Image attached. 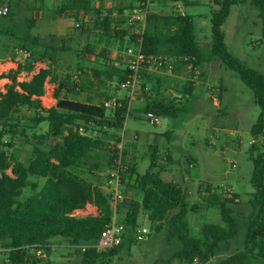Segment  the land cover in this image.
Instances as JSON below:
<instances>
[{
	"label": "trees",
	"instance_id": "1",
	"mask_svg": "<svg viewBox=\"0 0 264 264\" xmlns=\"http://www.w3.org/2000/svg\"><path fill=\"white\" fill-rule=\"evenodd\" d=\"M93 1L95 0H62L55 13H64L67 8L75 10L83 8L89 11ZM40 2L43 3L44 0ZM183 2L185 7L190 5L189 0ZM215 2L218 7L212 11L211 54L235 71L253 90L254 100L261 108V113L251 128V134L256 141L252 142L249 150L254 164L251 182L255 188L250 204L255 213L249 220L244 248L214 264H248L250 259L264 258V152L257 142L259 137L264 136V73L243 62L230 51L226 43L223 26L232 6L238 4L239 0ZM251 2L262 19L264 36V0ZM95 10L100 14L99 9ZM12 13L13 7L10 4V12L0 16L5 21L8 17L12 19ZM9 21L11 26L6 21L9 26L0 28V33L15 37L19 45L17 49L27 52L28 58L25 64L18 63L13 74L9 73L7 76L0 74V80L4 78L12 80L5 92L0 90V138L10 132L17 134L22 127L25 132L30 130L32 137L37 140L33 143L28 164L14 160L4 150H0V247L7 250L11 264H37L44 261L37 255V250L42 247L50 253L52 239L55 237L64 238L76 246L77 250L83 253V264H98L106 257L117 255L125 243L132 244L136 241L133 230L140 225L138 220L142 211L149 212L152 223L158 219L168 218L169 239L178 238L182 243L174 257L183 260H192L199 255L207 262L227 242L236 238L240 223L234 216L235 211L231 206L235 204L234 199H222L215 193L209 195L208 205L220 208L222 223L206 222L202 225L201 236L191 234L187 215L189 211L196 210L197 206H189L182 188L164 180L160 172H155L157 167L155 150L152 153V162L145 173H139L134 166H128L122 172L124 184L125 178L129 175L128 186L143 192L142 199L132 201L131 209L122 220L127 227L122 244L106 251H98L91 246L97 242L101 232L112 220L114 211L106 192L96 186L91 178L84 177L75 170H81L91 159H98L96 154L105 150L103 139L108 134L116 136L112 153L116 152L123 137L115 132L124 129L131 110L128 97L121 99V105L115 109H108L104 105L105 100L112 98L111 96L100 103H84L72 98L91 90L95 83L102 79L112 82L116 78L119 86L128 74L127 63L120 56L117 60L119 66H116L110 57L108 47L112 43H118L124 48L134 43L136 36L129 34L132 27L129 24L127 29L111 28L109 17L103 18L101 22L93 21V27H100L103 30L100 34H94L99 36L98 43L104 47L98 51L97 45L87 42L82 49L75 48L74 52L79 57V71L76 77L66 74L64 80L58 81L55 54L61 50H71L66 46L67 38H60L61 45H58L55 42L58 37L55 35L44 38L33 34L32 28L35 25L33 18L27 19L24 33L16 34L12 29L13 20ZM84 31L92 32L88 29ZM142 51L146 54L177 58L176 71L187 69L192 62L200 67L205 61L203 49L196 38L194 16L182 13L178 7H173L167 13L150 11L142 34ZM89 55H94L95 60L91 61ZM44 60L51 63L47 68H41L30 80L22 82L17 80L22 71H30L36 62ZM48 77L58 82L55 88L57 103L56 106L46 109L40 97L46 93L45 84ZM183 91L184 99H188L194 91V83L187 82ZM173 101L158 100L149 104L145 113L153 111L159 116H175L183 108L176 106ZM22 107L34 110L31 125L19 124L18 113ZM42 122H48V129L44 133H38L36 129ZM80 128H83V132ZM167 136H171V132H168ZM50 138L55 140L54 144H48ZM166 157L171 162L170 155ZM112 163L113 156L109 158L108 165ZM89 165L96 170L100 169L98 162ZM124 165H127L125 152ZM9 168H12L13 175L7 173ZM163 168L164 166L162 170ZM30 177L44 178L45 183L29 197L20 199ZM34 188L37 189L36 184ZM88 202L98 205L100 212L97 215L75 216L74 212L83 209ZM122 204L118 208V214ZM172 211L174 213L169 216ZM83 244L90 247L82 251L80 246Z\"/></svg>",
	"mask_w": 264,
	"mask_h": 264
},
{
	"label": "rangeland",
	"instance_id": "2",
	"mask_svg": "<svg viewBox=\"0 0 264 264\" xmlns=\"http://www.w3.org/2000/svg\"><path fill=\"white\" fill-rule=\"evenodd\" d=\"M97 1H93L88 12L76 14L71 9H67L64 13L56 14L55 10L61 6L62 0H44L43 3L40 0H19L13 8L12 19L8 17L5 18L8 20L4 21V18L0 16V28L5 25L9 26L6 21L11 26L9 20H13L14 27L12 26V29L16 34H21L26 30L27 19L33 18L35 25L32 32L35 35L41 32L43 33L41 35L47 38L53 34L58 35V32H65L72 36L68 44L72 48L80 49L87 42L98 43L97 36L92 31V23L97 19L95 10L97 9ZM142 1L132 0L135 3L134 7H140ZM159 1L161 0H156V2ZM163 1L165 4L168 3V8L171 10L173 7H179L178 4L184 5L183 0ZM251 1L239 0L238 4L233 5L223 29L230 51L247 65L264 73L262 19ZM189 4L185 7V11L194 16L196 38L203 49L205 59L200 66V76L197 81H194L196 87L193 94L188 96L184 102L176 105L183 108L178 111L177 115L160 116L157 124L150 123L144 112L133 110L132 115L127 118L125 128L115 133L123 137L121 143L123 141L124 152L127 153L125 168L134 166L139 173H145L152 162V153L154 152L152 144L159 148L161 153L157 156L155 172H160L165 180L180 186L186 194L189 206L196 205L198 207L199 213L190 212L187 218L191 222V233L194 236H200L201 227L206 222L222 223L221 211L218 206L203 208V204H205L203 192L207 194L206 189L210 187L207 184L213 183L212 186L222 195H225L226 192L219 185L231 184L240 194L242 200L231 204L235 211L234 216L240 223L236 238L227 242L207 262L201 259V256L196 255L201 263L214 264L244 248L249 220L255 213L250 204L255 188L251 182L254 164L249 150L253 140L251 128L260 115L261 108L254 100L253 90L240 79L235 71L226 67L220 59L211 54L212 11L218 7L215 0H189ZM81 19H86L88 24L87 26L84 24L83 28L92 32H85L84 29L76 26V23L80 22ZM126 22L128 25L129 17L126 18ZM55 42L61 45L60 38H56ZM2 43L9 44L8 52L13 55L12 57H18L20 60L18 62L22 60V64L26 63L27 58L21 57L24 52L17 49L19 45L15 37L0 33L1 46ZM55 55L57 57L58 81L64 80L66 74L75 77L79 71L77 54L74 51H58ZM89 57L91 61L95 60L94 55H89ZM86 58L88 57L86 56ZM80 62L83 63V61ZM11 66V64L6 65L4 69ZM17 67L18 65L13 69H6L8 71L3 74L7 76L10 73L11 75ZM41 67L43 64H37L35 70L38 71V68ZM161 71L167 73V70ZM176 76H168L164 81L165 84L171 86H169L170 89L180 90L185 82L191 81L189 79L190 72L187 69L183 73L177 72ZM29 77L20 73L17 80L22 82L28 80ZM11 83V79L4 78L0 81V88L6 89ZM117 84L116 78L112 82L102 79V81L96 82L91 90L80 96H75V98L94 103H100L110 96L123 99L125 95ZM141 85L145 86L143 82ZM47 87L50 89L52 86L49 84ZM211 96L218 101V105L214 103ZM50 97L47 95L44 98L45 104L52 103L53 100ZM18 114L20 116L19 124L25 126L32 124V118L35 115L34 110L22 107ZM47 128L48 122H43L38 125L36 131L44 133ZM168 132H171L172 135L167 136ZM135 135H138L137 139ZM35 142L37 140L32 137V132L30 130L25 132L20 127L17 134L10 132L0 138V150H4L10 158L28 164ZM54 142L53 138L48 140L49 145L54 144ZM257 142L260 144L261 151L264 152V137H259ZM115 144L116 136H113L112 133L103 139L105 150L96 154L98 159L90 160V163H100V169L97 168V170L106 171L108 169V160L113 154L112 149H114ZM167 151H170L173 156L171 162L166 157ZM191 163H195V167H191ZM89 164L81 170L75 171L96 182L97 178H95L94 171L96 168ZM162 165L166 167L165 170H162ZM128 181H130L129 175L125 178L126 200L117 215L119 220H123L131 209L133 200H141L143 197V192L128 186ZM44 183V178L30 177L20 199L29 197L38 191ZM35 184L37 189L34 188ZM198 200H200V204L197 202ZM84 208L93 212L96 208L98 213L100 212V208L94 202L86 203ZM172 213L174 211L169 216ZM138 223L151 229L150 238L145 241H134L132 244L125 243L117 255L106 257L104 261L98 262V264H191L192 260L174 257L182 243L178 238L169 239L168 218L158 219L156 228L149 218V212L142 211ZM70 245L64 238L55 237L52 241L49 259H47L49 262L44 260L37 264H83V253L73 249ZM0 251H3L0 252V264H11L8 253H6L7 250L0 247ZM248 264H264V258L250 259Z\"/></svg>",
	"mask_w": 264,
	"mask_h": 264
},
{
	"label": "built area",
	"instance_id": "3",
	"mask_svg": "<svg viewBox=\"0 0 264 264\" xmlns=\"http://www.w3.org/2000/svg\"><path fill=\"white\" fill-rule=\"evenodd\" d=\"M152 1L153 0H143L140 4V7L134 9L129 15V25H139L137 32H135L136 41L131 45L125 46L122 52L123 58L127 63L128 74L126 78L119 83V88L127 90L129 98H133L135 96L144 69L167 70L169 72H173L176 68L177 58H172L161 54H146L142 51V34L146 26L148 15L151 11ZM9 12V0H0V15H7ZM80 25V22L76 23V26L80 27ZM187 70L190 72L189 79L193 83L194 81H197L200 76V67L192 62L188 66ZM51 99L53 100L52 102L55 103V97L51 95ZM104 105L108 109H115L121 105V99L117 97L109 98L105 100ZM145 115L150 123L157 124L159 122L160 116L153 111H148ZM80 131L83 132V128H80ZM112 156L113 163L106 171L96 170L95 172L99 177L96 186L106 192L107 196L109 197L111 207L114 211L112 220L101 232L97 242L91 245L94 246L98 251H106L121 245L124 240V235L127 233L126 224L117 217L118 208L126 199L122 177V172L125 169L123 141L122 143L118 144L117 150L112 154ZM91 211H88L87 208H84L75 211L74 215L86 216L98 214L96 208L94 212ZM153 223L157 227L158 221ZM151 233V229L147 226L139 225L133 230L134 239L136 241H145L149 239ZM70 247L77 249V247L73 245H70ZM80 247L82 251H85L90 246L88 244H83ZM37 255L41 259L47 260L49 259L50 254L46 249L41 247L37 250ZM191 264L203 263H201L198 256H195L192 258Z\"/></svg>",
	"mask_w": 264,
	"mask_h": 264
},
{
	"label": "crops",
	"instance_id": "4",
	"mask_svg": "<svg viewBox=\"0 0 264 264\" xmlns=\"http://www.w3.org/2000/svg\"><path fill=\"white\" fill-rule=\"evenodd\" d=\"M18 1L19 0H9V2H10V4H11V6L14 8L17 4H18ZM164 1L163 0H161V1H159V2H156V0L154 1L153 0V3L151 4V7H152V11L153 12H160V13H167L168 11H171V9H169L168 7V3H163ZM134 2H132V0H98L97 1V9H99V11H100V14H97V19L96 20H99L100 22L103 20V18L105 19L106 17H109V19H110V22H111V28H125V29H127V28H129V26L126 24L127 22H126V18L127 17H129V15H130V13H132V11L134 10V9H136L137 7H134L135 6V3L133 4ZM178 8H179V10L182 12V13H187L186 11H185V4L182 6V5H180V4H178ZM103 8V9H102ZM106 8V9H105ZM131 8V9H130ZM67 9H71V8H67ZM66 9V10H67ZM72 11H74L76 14L79 12V13H83L84 11L86 12V10L85 9H83V8H81V9H77V10H75V9H71ZM103 10V11H102ZM128 10H130L129 12H128ZM88 12V11H87ZM84 16V15H83ZM114 21H116L115 23H114ZM78 23H79V21H78ZM116 23H118V24H116ZM80 27L79 28H82V29H84L85 30V28H83V25L84 24H86V26L88 25L87 24V21H86V19H81V21H80ZM115 24V25H114ZM92 25H93V23H92ZM93 27V26H92ZM95 28V29H94ZM138 28H139V25H134V26H132L131 27V29L129 30V34H134L135 36H136V34H135V32H137V30H138ZM92 31H94V33H98V34H100V32H103V30H101L100 29V27H93V30ZM33 33V32H32ZM93 33V34H94ZM34 34V33H33ZM41 34H43V33H41V32H38V35L39 36H41V37H43ZM5 35V34H4ZM53 35H55V34H53ZM59 35H61V36H59ZM95 35V34H94ZM9 36V35H8ZM55 36H57L58 38H63V37H65V38H67L66 39V46H67V48H70L71 50H67V51H64V52H68V51H74V49L75 48H72L69 44H68V41H69V39H71L72 38V36H69L68 35V33L66 34L65 32H58V35H55ZM95 36H97V35H95ZM99 39V36L97 37V40ZM61 41V40H60ZM63 42V41H62ZM91 43V42H90ZM87 44V43H86ZM93 44H95V45H97V50L98 51H100L103 47H104V45L103 44H99V43H93ZM2 47V48H1ZM84 47V46H83ZM83 47H81V49L83 48ZM6 48V49H5ZM9 48H10V46H9V44L8 43H6V44H4V43H2V46H1V44H0V74H3L5 71H8V70H6V69H13L16 65H18V61H20L19 60V58L18 57H12L13 55L12 54H10V52H8L9 51ZM108 49H109V54H110V57H111V59L112 60H114L115 62V65H119V63H118V59L120 58V56H122L123 57V55H122V52H123V47H121L118 43H112L109 47H108ZM61 51H63V50H61ZM61 51H59V52H61ZM24 52V51H23ZM21 57H23V59H26V58H28V53L27 52H24V54H22L21 55ZM2 61V62H1ZM24 61V60H23ZM21 62H22V60H21ZM9 64H11L12 66L10 67V68H5L4 69V67H6V65H9ZM37 64H43V67H41V68H47L48 66H49V64H51L50 63V61L49 60H44V61H38V62H36L35 64H34V67L30 70V71H22L21 73L22 74H25V75H28V76H30L29 77V79L28 80H30L32 77H33V75L34 74H36V73H38L40 70H41V68L39 69L38 68V71H36L35 70V68H36V65ZM2 69V70H1ZM4 69V70H3ZM55 69H56V66H55ZM184 70H186V68H183V69H179V70H174L176 73L177 72H182L183 73V71ZM58 71V70H57ZM189 71V70H188ZM176 73H171V72H169V71H167V73H162V71L161 70H150V69H144L143 70V75H142V78H141V81H140V83H139V87H138V89H137V92H136V94H135V96L133 97V98H129V96H128V91L127 90H125V89H122V93L125 95V97H128L129 98V109L131 110V114L129 115V116H131L132 115V112H133V110H135V111H142V112H144V114H146L145 113V109L147 108V106L149 105V104H153L154 102H156V101H158V100H165L166 102H169V101H172V100H174L173 102L177 105V104H179V103H182V102H184V100H187V99H184V86L187 84V82H189V81H187V82H185L184 84H183V86H182V88L179 90H176V89H170L169 88V86L170 85H168V84H165L164 83V81L166 80V78L168 77V76H170V77H177L176 76ZM77 74V73H76ZM76 74H75V77H76ZM74 75V74H73ZM73 77V76H72ZM8 79H10V78H8ZM1 81V80H0ZM12 81V80H11ZM141 82H143V84H145V86H142L141 85ZM49 84H51V88L50 89H48V85ZM196 83L194 82V90H195V87H196V85H195ZM57 85H58V82L57 81H55L54 79H52L51 77H48V79H47V81H46V84H45V90H46V93L43 95V96H41L40 97V99H41V101H42V105H43V107L44 108H46V109H49V108H51V107H54V106H56V103H57V99H56V97H55V88L57 87ZM141 85V86H140ZM171 87V86H170ZM0 90L1 91H3V92H5L6 91V89L5 88H0ZM150 90V91H149ZM85 93V92H84ZM84 93H82V94H84ZM192 94H193V92H192ZM191 94V95H192ZM53 96V97H55V103H51V104H47V105H45V102H44V98L46 97V96ZM191 95H189V96H191ZM78 96H80V95H78ZM124 97V98H125ZM43 98V99H42ZM51 98V97H50ZM72 99H74V100H77L76 98H75V96H73V98ZM211 99H213V101H214V103L216 104V105H218V101H216V99L213 97V96H211ZM78 101H80V100H78ZM80 102H84V103H89V101H80ZM91 103H94V102H91ZM128 116V117H129ZM136 116H138L137 115V113H136ZM146 116V115H145ZM127 117V118H128ZM127 121V120H126ZM43 123V122H42ZM125 125H126V122H125ZM125 128V127H124ZM48 129V128H47ZM172 135V134H171ZM253 137V136H252ZM264 137V136H263ZM135 138L137 139L138 138V135H135ZM253 141H255V138L253 137V140H252V142ZM152 147H153V149H154V151L155 150H157V156H158V154L159 153H161L160 152V150H159V148L156 146V145H153L152 144ZM125 154H126V157H127V153L125 152ZM167 155H170V157H171V160H172V155H171V153H170V151L168 152L167 151V153H166V156ZM156 162H157V158H156ZM160 162V160L158 161V163ZM164 165H162L161 166V168L163 167ZM190 166L191 167H195V163H191L190 164ZM166 169V167L164 166V168H163V170H165ZM10 172V173H9ZM7 173H9V174H11V175H13V173H12V168H9L8 170H7ZM157 173V172H156ZM160 175H161V173H160ZM161 177H162V175H161ZM95 178H97V180H96V182L94 181V183H96L97 184V182H98V179H99V177L96 175V173H95ZM163 178V177H162ZM164 179V178H163ZM165 180V179H164ZM167 181V180H166ZM212 184L213 183H211V184H207V186L208 185H210V187H208L207 189H206V191H207V194H205L204 192H203V195H204V200H205V204H203V208H205V209H208V208H211L209 205H208V200H209V195L211 194V193H215L217 196H219V197H221L222 199H224V198H231V199H234V202L235 203H237V202H240L242 199H241V196H240V194L234 189V187H233V185H231V184H222V185H219V186H222L223 187V189H225V192H226V194L224 195H222L221 193H219V192H217L216 191V189L212 186ZM254 193V192H253ZM252 193V194H253ZM126 200V199H125ZM199 204L201 203L200 202V200H198L197 201ZM197 209H198V207H196ZM197 209L196 210H191V211H189V213H188V215H187V218H188V216L190 215V212H196L195 214H198L199 213V211H197ZM195 219H196V217H194ZM188 221V223H189V226H190V224H191V222H190V220H187ZM202 228V227H201ZM190 230H191V227H190ZM202 232V231H201ZM192 234V233H191ZM200 236H201V234H200ZM196 237H199V236H196ZM54 239V238H53ZM53 239H52V241H53ZM172 239H176V238H172ZM171 240V239H170ZM231 241V240H230ZM229 241V242H230ZM182 247V246H181ZM180 247V248H181ZM227 258V257H226ZM211 260V259H210Z\"/></svg>",
	"mask_w": 264,
	"mask_h": 264
}]
</instances>
